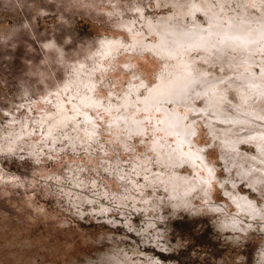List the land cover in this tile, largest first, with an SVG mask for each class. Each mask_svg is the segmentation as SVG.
I'll list each match as a JSON object with an SVG mask.
<instances>
[{"label":"rangeland","instance_id":"1","mask_svg":"<svg viewBox=\"0 0 264 264\" xmlns=\"http://www.w3.org/2000/svg\"><path fill=\"white\" fill-rule=\"evenodd\" d=\"M217 23L264 3L0 0V264H264V41Z\"/></svg>","mask_w":264,"mask_h":264},{"label":"bare ground","instance_id":"2","mask_svg":"<svg viewBox=\"0 0 264 264\" xmlns=\"http://www.w3.org/2000/svg\"><path fill=\"white\" fill-rule=\"evenodd\" d=\"M218 23H219V21H218ZM215 24V25H213V30L215 31V30H218V32H220V31H225L226 33H228V35L229 36H235V37H240V38H242L244 41H245V43L247 44V47L251 50V49H253V48H255V45H256V43L259 41V40H263L264 41V25H263V27H261V28H254V29H249V26L247 25V24H245V23H241V24H231V26L229 27V28H221V24L219 25V24ZM249 24V23H248ZM168 31H169V29H168ZM203 31V30H202ZM164 32H165V30H164ZM162 33V32H161ZM166 33V32H165ZM171 33V32H170ZM169 33V34H170ZM164 34V33H163ZM167 34H165V36H166ZM170 36V35H169ZM181 37V36H180ZM191 38V37H195V34L193 33V34H187V35H185V36H183V37H181L180 39H182L181 41H178V44H176V45H179V47L181 46V45H183V46H190L191 47V45H193V44H195L196 42H192V41H188V40H186L187 38ZM172 38V37H171ZM176 38H179V37H176ZM184 38H186V39H184ZM166 39V38H165ZM169 39V38H168ZM195 39V38H194ZM229 39V38H228ZM237 39V38H236ZM170 41H171V39H169ZM176 39H174L173 40V42H172V45H173V43H177V41H175ZM185 40H186V42H185ZM227 40V39H226ZM167 41V40H166ZM175 41V42H174ZM195 41V40H194ZM198 41V40H197ZM201 41V40H200ZM232 41V40H231ZM230 41V42H231ZM244 41H242V42H244ZM207 42H209V40L207 41ZM165 43V42H164ZM202 43V42H201ZM201 43H200V45H201ZM203 43H204V41H203ZM202 43V44H203ZM232 43V42H231ZM244 43V44H245ZM199 44V43H198ZM206 44V43H205ZM258 44V43H257ZM117 45V44H116ZM169 45H171V44H169ZM168 45V43L166 42L165 43V47H164V44H162L161 46H158V49L157 50H160V51H163V53L162 54H166L167 53V55L169 56V54H170V56H171V54H172V50H170V49H172L173 47H172V45L170 46V47H172V48H170V49H168V47L167 46H169ZM200 45H198V46H200ZM209 45V44H208ZM174 46V45H173ZM210 46V45H209ZM113 47H116V46H114V44H106V47L105 46H103V49H104V51H105V53H107V52H109L110 50L112 51L113 50ZM195 47V46H194ZM200 47H202V45L200 46ZM208 47V46H207ZM230 47V46H229ZM175 49H176V47H174ZM173 48V49H174ZM178 48V47H177ZM183 48V47H182ZM182 48H180V49H178V50H181ZM244 48V47H243ZM115 49L116 48H114V51H115ZM183 50V49H182ZM175 52V51H174ZM178 52V51H177ZM181 52V51H180ZM178 53L179 54V56H180V54L181 53ZM161 54V53H160ZM164 54V55H165ZM166 55V56H167ZM173 55H176V53H173ZM172 55V57H175V56H173ZM177 56V55H176ZM181 62H183V61H180V63ZM178 63V62H177ZM180 63H178V64H180ZM177 64V65H178ZM182 65V64H181ZM180 66V65H179ZM179 66H177V67H179ZM186 65H184V66H181L182 68L183 67H185ZM180 67V68H181ZM188 67V66H187ZM179 69V68H178ZM177 69V70H178ZM186 68H183V69H181V71L182 70H185ZM189 70V69H188ZM176 71V70H175ZM179 71H180V69H179ZM186 72V73H185ZM185 72H177V73H173L172 74V76H170L168 79H166V80H160V83L158 84V86L154 89V91H152L153 93H152V95L150 96L151 98L153 97V99H154V102H155V99H164V98H168V99H170V100H172L173 101V99L174 100H176V101H174V102H177V100H178V103L180 102L179 100L181 99H184L185 100V98L187 97H184V94H185V92L186 91H189V88H192L193 86H195V85H193V82L192 81H195V80H193L192 78H191V76H189L190 74H188L187 72L188 71H185ZM188 74V75H187ZM264 76V75H263ZM192 77H193V75H192ZM196 82V81H195ZM194 82V83H195ZM205 85H206V83H205ZM205 85L203 86V85H199L200 87H201V89H202V91H204V89H207L206 87H205ZM196 87V86H195ZM91 88V87H90ZM188 89V90H187ZM200 89V90H201ZM192 90V89H191ZM190 90V91H191ZM200 92V91H199ZM190 94V93H189ZM88 97V96H87ZM152 99V100H153ZM162 99L160 100V101H162ZM92 100V99H91ZM91 100H90V98H89V103L90 104H92L91 103ZM88 100H87V98H83L82 99V105L83 104H85L86 105V103L88 104V102H87ZM163 101H167V100H163ZM169 101V100H168ZM186 101V100H185ZM212 102H211V113L213 112L214 114H216V115H218V113H221L223 116H225L226 115V113L227 112H225V110H224V106H222L221 104H219L220 102V100H218L217 98L215 99H212L211 100ZM157 102H159V101H157ZM219 102V103H218ZM181 103V102H180ZM90 104H88V105H86V106H89ZM85 105H83V106H85ZM227 111V110H226ZM228 114V113H227ZM220 115V114H219ZM218 115V116H219ZM62 116V115H61ZM64 117H59V118H57V120H55V121H53L54 122V124L53 125H55L56 123H58L57 125L58 126H62V125H64V124H66V122H65V119L66 120H69V119H67L66 117L67 116H65V114L63 115ZM221 116V115H220ZM227 117H228V115H227ZM174 120H176L175 119V117H174ZM65 122V123H64ZM176 122V121H175ZM64 123V124H63ZM51 124H52V122H51ZM60 124V125H59ZM62 124V125H61ZM53 125H51V127H52V129L51 130H49V133H50V131H51V133H52V131H53V127H56L57 125H55V126H53ZM176 125V124H175ZM48 126H50V125H48ZM173 126V125H172ZM178 127V129H179V131L182 133V135H183V137H184V135H186L189 131H190V127L189 128H186V127H181L182 125H177ZM56 128H58V127H56ZM55 128V129H56ZM174 128V127H173ZM48 129H50V127L48 128ZM188 135V134H187ZM220 135V134H219ZM189 137V136H188ZM185 138V137H184ZM187 140V139H186ZM190 140V139H189Z\"/></svg>","mask_w":264,"mask_h":264},{"label":"snow or ice","instance_id":"3","mask_svg":"<svg viewBox=\"0 0 264 264\" xmlns=\"http://www.w3.org/2000/svg\"><path fill=\"white\" fill-rule=\"evenodd\" d=\"M261 2L264 3V0H261ZM252 6L255 7V4H253ZM137 11H139V9H137ZM47 46H50V44H49V45H46V47H47ZM193 123H195V121H193ZM187 134H188L189 136H195V135H196V133H195L194 130L188 132ZM208 147L211 148L212 145L209 143V144H208ZM197 152H198V153H202V152H203V149H198ZM209 173L211 174V169H209ZM262 219H264V217H262Z\"/></svg>","mask_w":264,"mask_h":264}]
</instances>
